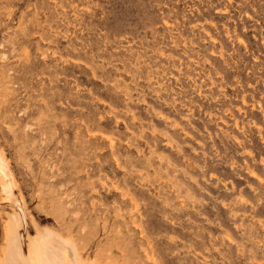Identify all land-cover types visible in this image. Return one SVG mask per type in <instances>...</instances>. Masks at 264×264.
<instances>
[{"label":"rangeland","instance_id":"1","mask_svg":"<svg viewBox=\"0 0 264 264\" xmlns=\"http://www.w3.org/2000/svg\"><path fill=\"white\" fill-rule=\"evenodd\" d=\"M0 152V257L264 264V0H0Z\"/></svg>","mask_w":264,"mask_h":264},{"label":"bare ground","instance_id":"2","mask_svg":"<svg viewBox=\"0 0 264 264\" xmlns=\"http://www.w3.org/2000/svg\"><path fill=\"white\" fill-rule=\"evenodd\" d=\"M7 164L6 157H4V155L0 152V183L3 187V192L6 195L5 198L12 200L11 195L13 193V189L11 187V179L15 176L10 168L9 169L13 176L9 173V169L7 171ZM9 176L12 178L9 179ZM13 180L17 183L16 178ZM13 200L18 203L17 199ZM132 200L133 198H131V201ZM18 205L21 206L20 201ZM22 212V215H24L25 212ZM14 213L15 211L13 214ZM10 216L9 221L5 224L6 246L3 249V257H0V264H14V262L15 264H18L19 261H22L23 264H86V262L82 259L77 245L75 246V242H72L74 245H71L72 239H69L71 243L69 244V241H66L68 237L66 238V236L56 231L47 230L46 235L45 233L41 234L42 232L40 233V231H38L41 235H44V238L39 241L37 239H33V236L31 239L29 238L30 243H28L30 250L26 253L23 249V242L19 232L20 226L23 225L22 217L18 211L15 215L10 214ZM33 252H35V254ZM17 260L19 261L17 262Z\"/></svg>","mask_w":264,"mask_h":264}]
</instances>
